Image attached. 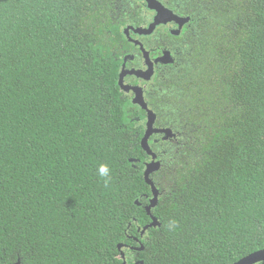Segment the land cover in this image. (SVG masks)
Here are the masks:
<instances>
[{
  "label": "trees",
  "instance_id": "trees-1",
  "mask_svg": "<svg viewBox=\"0 0 264 264\" xmlns=\"http://www.w3.org/2000/svg\"><path fill=\"white\" fill-rule=\"evenodd\" d=\"M192 1L181 147L166 149L159 226L140 238L149 157L118 85L120 7L0 0V264H234L264 249V0Z\"/></svg>",
  "mask_w": 264,
  "mask_h": 264
},
{
  "label": "flooded vegetation",
  "instance_id": "flooded-vegetation-1",
  "mask_svg": "<svg viewBox=\"0 0 264 264\" xmlns=\"http://www.w3.org/2000/svg\"><path fill=\"white\" fill-rule=\"evenodd\" d=\"M115 1L121 11L111 13L113 16L112 23L115 25L119 24V21L124 22L121 29L123 45L118 52L121 55L119 74L120 72L124 73L122 83L129 89H142L146 110L154 114L153 130H170L171 132L168 137H166V133H154L149 137V147L159 160L161 168L164 155L167 153L166 149L174 150L181 147V132H179V129H181V117L178 116L177 118L175 115V101L179 98L180 87L178 83L188 73L187 70L189 68L187 69L186 66H192L189 46H191L192 41L197 40L198 33L201 31L200 20L196 17L198 16L197 13L200 12L198 9L196 13V8L190 3L193 2L192 0H154L156 4H159L172 14L173 20L172 18L171 20L163 19L165 23L156 25L151 29L150 33H147L146 31L149 30L157 16L156 11L150 9L145 0ZM117 6H115L116 9H118ZM133 11L134 14L132 13ZM116 13L119 14L115 16ZM137 29H141L145 33L136 34L134 30ZM188 50L189 53L187 52ZM149 64L151 69L149 80H143L133 74V72L146 71L149 68ZM121 91L124 94V101H128L136 109V112L139 110L138 113H140L142 119L140 121L144 124L142 134L144 136L147 130V111L133 104L132 100L135 96L133 90ZM170 110L174 118L169 117ZM148 157L147 163L151 161V157ZM160 168L149 175L154 184V177L160 173ZM147 200L149 203L150 199ZM154 208L150 211L152 216ZM147 216L151 223V217ZM146 226L142 229L139 228L140 238L150 229L148 228L144 233H141ZM132 239L134 243H138L139 247L129 246L130 250L138 251L136 249L140 247L144 249L139 239L134 237ZM133 262V264L139 263V261L135 260Z\"/></svg>",
  "mask_w": 264,
  "mask_h": 264
},
{
  "label": "water",
  "instance_id": "water-1",
  "mask_svg": "<svg viewBox=\"0 0 264 264\" xmlns=\"http://www.w3.org/2000/svg\"><path fill=\"white\" fill-rule=\"evenodd\" d=\"M149 6L150 9L155 10L157 13V16L155 17L154 23L150 26L149 30L146 31L147 33L151 32V29L154 28L156 25L161 24V23H165V21L163 19L166 20H173V16L170 12H168V10L162 8L159 4H156V2H154V0H145ZM167 22V21H166ZM134 32L136 34H143L145 33V31H142L141 29H137L134 30ZM123 74L122 72H120L119 74V80H118V85L120 87L121 90L124 91H129V90H133L135 96L132 100L133 104H136L138 106H140L142 109L146 110V104L143 101V96H142V89L141 88H132L129 89L128 87L124 86L122 83V79H123ZM133 74H135L138 78H141L143 80H149L150 76H151V69H150V64H149V68L146 71H138V72H133ZM147 111V130L145 132V135L143 136L142 140H141V148L142 150L151 157V161L149 163L146 164L145 166V171L143 174V178L145 183L151 188V195L152 198L149 200V204L144 206V211L145 213H147V215H149L151 217V223L148 224L142 231L141 233H144L148 228H155L159 226V223L157 221V219L152 216L150 214V211L152 208L156 207L157 203H158V190L156 189L153 181L150 179L149 175L153 172H156L157 170H159L160 168V163L159 160L157 159L156 155L151 151L148 141H149V137L154 134V133H166V137L170 136L171 132L170 130H164V131H159V130H153V126H152V122L154 119V114L148 110ZM136 205H140L139 202H135ZM139 230V229H138ZM140 231V230H139ZM123 247V245H118V249L120 250ZM138 251H142L143 248L140 247L138 249H136ZM120 258L122 259L123 263L122 264H126V259H125V255L123 253H121ZM264 262V249L256 251L254 253H251L243 258H241L240 260H238L236 263L234 264H257V263H261ZM16 264H19V262H17ZM137 264H143L142 262H139Z\"/></svg>",
  "mask_w": 264,
  "mask_h": 264
},
{
  "label": "clouds",
  "instance_id": "clouds-1",
  "mask_svg": "<svg viewBox=\"0 0 264 264\" xmlns=\"http://www.w3.org/2000/svg\"><path fill=\"white\" fill-rule=\"evenodd\" d=\"M97 177L103 182L105 187H108L112 180V172L108 164H99L96 169ZM175 222H171L170 226H173Z\"/></svg>",
  "mask_w": 264,
  "mask_h": 264
}]
</instances>
